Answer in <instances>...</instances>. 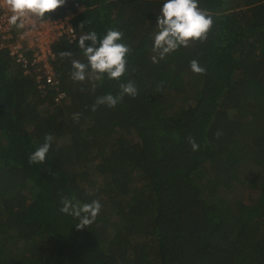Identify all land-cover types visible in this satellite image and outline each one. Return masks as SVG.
I'll return each instance as SVG.
<instances>
[{
	"label": "trees",
	"instance_id": "1",
	"mask_svg": "<svg viewBox=\"0 0 264 264\" xmlns=\"http://www.w3.org/2000/svg\"><path fill=\"white\" fill-rule=\"evenodd\" d=\"M164 2L66 0L46 13L72 12L76 33L51 43V82L28 63L33 39L20 41L26 61L11 53L18 24L1 40L0 264H264V0H198L207 39L160 59ZM109 28L131 48L127 71L73 81L72 60L87 62L79 37ZM129 80L134 98L92 111ZM46 134V161L29 165ZM62 196L98 200L96 220L77 229Z\"/></svg>",
	"mask_w": 264,
	"mask_h": 264
},
{
	"label": "clouds",
	"instance_id": "2",
	"mask_svg": "<svg viewBox=\"0 0 264 264\" xmlns=\"http://www.w3.org/2000/svg\"><path fill=\"white\" fill-rule=\"evenodd\" d=\"M66 0H6L7 5L13 13L9 18V23L17 25L18 20L23 27V18L34 17L36 20H42L46 13H50L65 4ZM90 23V21H89ZM213 24L211 15L206 9L198 6V0H165L160 15L157 16L156 26L158 31L154 35L153 52L159 54L163 59L167 54L177 50L181 46H188L190 41H203L207 39V33ZM83 27V22L80 24ZM123 33L119 30L109 28L102 38L98 37L95 31H90L79 37V48L83 50L86 63L78 59L72 60L71 79L75 82L86 80L87 72L90 69L94 74L95 80H100L104 75L108 79H116L124 75L127 71V55L131 48L122 43ZM89 41V44H86ZM61 57H70L71 52L63 51L59 53ZM152 60L157 63V57ZM190 68L196 74H204L206 69L202 67L196 59L190 61ZM95 88V85H93ZM120 92L114 96L111 93L99 96L92 105V111H95L99 105L115 107L118 102L123 100L124 95L132 96L138 94L135 83L129 80L127 83L119 85ZM80 113H74L73 119L79 120ZM221 133L217 132L219 136ZM54 137L52 134H46L44 142L29 154V165L42 164L47 159V154L51 148ZM188 142L193 151L199 149V145L190 135ZM62 207L60 211L68 214L78 220L75 224L77 229H84L90 226L101 210V203L98 200H92L90 203H81L74 198L67 196L61 197Z\"/></svg>",
	"mask_w": 264,
	"mask_h": 264
},
{
	"label": "built area",
	"instance_id": "3",
	"mask_svg": "<svg viewBox=\"0 0 264 264\" xmlns=\"http://www.w3.org/2000/svg\"><path fill=\"white\" fill-rule=\"evenodd\" d=\"M13 13L10 10V7L7 5L6 0H0V42L5 39L9 34L8 30L12 26L9 23V18ZM72 12L65 15L64 18L61 17H52V18H43L42 20H37L38 22L44 23L43 30L38 28L34 32H28V25L25 23L27 18H23V27H20L18 34L19 39L14 43H8L11 53H16L17 59L23 58V52L21 50L22 43L20 42L23 38L33 39V59L28 60L30 67H32L34 76L39 80L42 76L45 77L46 81L51 82L53 79V67L52 59L54 58V52L51 48V43L61 35H65L69 39L76 37L75 29L70 23L68 18L71 16ZM21 21L18 20L17 24L19 25ZM1 44V43H0ZM28 67V66H27ZM64 93H59L58 97L63 96ZM57 97V98H58Z\"/></svg>",
	"mask_w": 264,
	"mask_h": 264
},
{
	"label": "rangeland",
	"instance_id": "4",
	"mask_svg": "<svg viewBox=\"0 0 264 264\" xmlns=\"http://www.w3.org/2000/svg\"><path fill=\"white\" fill-rule=\"evenodd\" d=\"M25 23L28 25V32H34L36 28L43 30L44 28V23L43 22H38L34 17H31V19L27 18L25 20Z\"/></svg>",
	"mask_w": 264,
	"mask_h": 264
}]
</instances>
